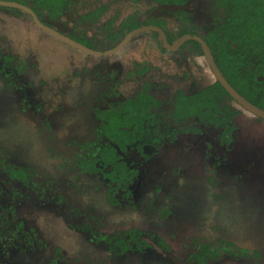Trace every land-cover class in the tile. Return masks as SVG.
Here are the masks:
<instances>
[{
    "label": "rangeland",
    "instance_id": "374dc122",
    "mask_svg": "<svg viewBox=\"0 0 264 264\" xmlns=\"http://www.w3.org/2000/svg\"><path fill=\"white\" fill-rule=\"evenodd\" d=\"M147 4V0H93L80 12L105 5L96 23L90 20L75 26V19L63 16L54 27L67 31L74 26L77 34L98 45L104 23L111 19L118 25L138 16L148 8ZM191 5L198 7L193 12L194 25L208 21L206 8L211 0H189L185 6ZM199 8L202 9L198 11ZM158 18L166 21L176 42L179 35L173 31L178 29V17L163 14ZM157 37L161 36L148 29L138 31L127 45L103 58L42 29L24 12L0 10V53L12 55L21 68L17 78L12 77L11 81L17 84L13 88L8 86L10 80L2 74L5 64H1L0 191L6 198L8 191L20 188L10 181L6 165L29 166L37 175V182L51 180L52 187L63 194L67 203L63 207L57 202H15L16 219H23L28 228L34 227L35 235L40 231V239L32 234L36 254L40 249V264H48L52 258L56 264H178L164 252L166 245L170 255L183 261L191 256L206 264H264V216L260 212L264 169L255 173L256 168L252 167L260 158L264 164V120L257 121L247 112L234 117L231 121L236 136L230 148L219 140L221 131L214 128L165 141L148 161L140 155L128 156L133 161L141 159V163L136 161L138 180L125 197L121 191L103 195L107 182L93 175L84 176L75 165L73 143H82L90 133L88 106L100 103L98 92L115 85V99L125 98L135 95L143 82L161 80L159 84L168 90L163 92L169 94L185 87L192 77L197 84L207 85L213 80V72L202 56L192 60L187 57L193 64L188 59L178 63L168 55L161 57L158 46H154ZM185 70L188 76L183 75ZM230 153L234 159L246 154L247 162L243 168H234L232 172L241 176L224 183L226 193L221 190L215 195L219 184L212 185L208 173L218 158L228 160ZM230 166L227 162L215 166L217 181L228 174ZM5 198L3 203L7 206L11 198ZM115 198L118 202H114ZM68 202L79 211L78 215L70 216ZM81 224L104 233L138 228L150 246L146 252L117 257L89 232L76 227ZM225 241L247 252L227 251L233 253H214L208 258L193 254L200 244L214 247Z\"/></svg>",
    "mask_w": 264,
    "mask_h": 264
},
{
    "label": "trees",
    "instance_id": "16d2710c",
    "mask_svg": "<svg viewBox=\"0 0 264 264\" xmlns=\"http://www.w3.org/2000/svg\"><path fill=\"white\" fill-rule=\"evenodd\" d=\"M8 1L14 5L0 4V10H10L16 14L24 12L29 16H37L41 22L50 29H55L68 37L74 39L84 47L97 50L110 49L126 36L128 32L136 28H149L152 25L161 29L168 40L173 39V34L165 26L166 21L151 17L144 20L138 15L123 20L120 24L114 25L113 20L104 23L100 30L103 39L100 44H94V40L85 38L82 34H77L76 28L72 26L68 30L56 29L54 25L63 16L71 20L75 19V26H82L90 20L96 23L99 16L105 11V5H100L94 10L80 12L85 6L91 4L93 0H1ZM140 1V0H131ZM147 13L158 4H185L188 0H147ZM152 5H149V3ZM20 6L28 8L31 12L23 10ZM198 7L179 9L177 11H161L159 15H176L178 18L177 35L186 36L187 40L177 50H167L160 46L162 52H190L192 54H205V50L194 36L202 38L212 60L227 82L235 88L240 96L249 102L264 109V0H211L209 11L206 13L208 21L203 24L194 25L193 12ZM202 8H199L200 11ZM67 20L63 22L66 26ZM187 23V25H181ZM89 26V25H88ZM176 28V26H175ZM201 29V30H200ZM157 33V34H158ZM14 68L21 70L19 65ZM224 95H228L221 81L216 78L209 84L195 88L188 95L180 98L176 102L175 110L182 111L181 115H193L205 112L215 124L225 121L226 118L219 117V100H224ZM116 104L108 108H97L94 113L96 121L97 138L87 142L80 153L77 165L81 171L97 172L105 177L114 180L126 178L125 161L123 153L130 148L136 147L142 152V147L147 143H156L163 137L165 125L159 122V116L165 115L163 102L158 101L146 90L137 94L136 97L119 99ZM213 107V108H211ZM182 109V110H181ZM179 115V114H178ZM224 119V120H223ZM105 138H104V137ZM125 172V173H124ZM124 175H123V174ZM128 174V173H127ZM31 172L29 179H31ZM135 233H131L127 238L125 235H115L106 237L109 249L116 254L123 250V247L139 248L147 243ZM218 254L217 249L209 243L201 244L200 252L205 257ZM189 261H195L189 257ZM193 263V262H192ZM195 264V263H194Z\"/></svg>",
    "mask_w": 264,
    "mask_h": 264
},
{
    "label": "flooded vegetation",
    "instance_id": "af4514ba",
    "mask_svg": "<svg viewBox=\"0 0 264 264\" xmlns=\"http://www.w3.org/2000/svg\"><path fill=\"white\" fill-rule=\"evenodd\" d=\"M170 4H174V3H170ZM159 5H162V4L156 5L154 8H152L147 13H142V12H146L145 10L140 11L139 12L140 17L144 20H147L151 17L159 16L161 11L164 9H160L156 12H153ZM166 5H168V4H166ZM175 5H181L182 7L178 8L176 10H164V11L165 12L177 11L179 9L188 8V6H189V5L185 6V5H187V3L175 4ZM31 17L33 18V16H31ZM35 17L41 22V20L37 16H35ZM152 26H153L152 29L144 27V28H136V29L131 30L130 32H128L126 34V36L121 40V42H119L118 44H116V46H114L110 49H107V50H97V49L85 47V48L93 51V52H86V53L100 55L103 58H107L109 55H111L114 52V50H117L120 47L127 45L129 43V41L132 39V37L135 35V33H137L138 31H143V30L148 29V30L153 31L154 34H157L158 32L156 33L155 31L156 30L158 31V27L157 26L155 27L154 25H152ZM55 31H57V30H55ZM57 32L68 37L67 35H65L59 31H57ZM157 35H159L161 37L160 38L157 37V41L155 42L154 46H156V47L158 46L157 49L160 50L159 52H160L161 57L168 55L170 58L174 59L176 62L179 63L184 59H188L187 57H190L192 60L193 57H195V56H202L204 58V60L206 61L207 66L212 71L209 60H208L206 54H204V53L203 54H192L188 51L180 52V53L179 52L167 53V52L161 51L160 46H164L167 50L179 49L187 39L175 47H167V44L173 45L174 43L179 41L183 35L179 36L178 40L176 42L174 39L169 41L161 29L159 30V33ZM197 37L200 38L199 36H197ZM68 38H70V37H68ZM70 39L75 41L72 38H70ZM200 39H202V38H200ZM75 42H77V41H75ZM98 42L100 44V40ZM121 43H122V45L117 48V46L120 45ZM210 57H211V55H210ZM0 59H1L0 70H1V66H3L1 64L4 63L5 69L2 72V74H4L6 79H9L10 80L9 82L12 83V84L9 83L8 86L14 88L15 87L14 85H17L15 83L16 81L14 82L11 80H12V77L17 78V75H18L17 73L19 72L18 70H16L14 68V62H13L14 58L12 57V55L3 56L0 53ZM188 60H190V59H188ZM191 60H190V63L193 64L191 62ZM211 60H212V57H211ZM197 66H198V64L196 65V67ZM7 68L10 69L9 72H6ZM187 69H190V67ZM108 72L110 73V71H108ZM0 74H1V71H0ZM14 74L16 76H14ZM109 75L112 76V74H109ZM183 75L188 76L189 72H187L185 70ZM115 76L116 75L113 74V77H115ZM192 78H193V80L191 79V81L189 80L187 83H185V85H186L185 87L173 89L172 92H170L169 94L167 92L166 93L163 92V91H168V90L166 87H164L165 85L159 84V82L161 80L158 82L153 80V83L146 81V82H143L142 84H140L141 87H138L140 89L133 96L136 97L139 92L146 90L152 96H154L158 101L163 102V107H164V109H167V110L165 111V115L159 116V118H160L159 122L161 121V123L163 124V128L165 125V129H164L163 137L160 139V141H158L154 144H152V143L144 144L142 147V152L140 150H138L136 147H133V148H130L128 152L123 153V159H124L125 165L127 167L126 169H128V172H127L128 174L124 172L126 174L125 175L126 178L124 179V177H123L122 181L114 180L113 178H109V177H105V176H103L102 173L99 174L97 172L81 171L79 166L77 165L78 160H80L79 155L83 151L82 150L83 147H85L87 142L97 138L96 121L94 119L95 118L94 117L95 110L97 108H102V109L108 108L112 104H116L117 100H119V99L124 100L125 98H128V97H125V98L119 97V99H115L116 94H118L117 92H115V87H114L115 85H111V87H109V89L102 90V91L98 92L97 97L100 98V103H98V105H94V106L89 105L88 106V111H89V115L91 118V125H92L91 129H90V133L86 138H84L82 143L75 141L73 143V147L75 148V153H76L75 165L78 168V170L83 175L84 174L85 175H93L97 178H100V180L103 179L107 182V189L104 191L103 195L104 194L110 195L111 192L114 195L116 194V192H119V194H120V191H121L124 194L122 197H125L127 193H130L131 186H133L138 180L137 178H138L139 169L135 164H136V161L141 163V159L133 161L132 159L129 160L128 156L140 155L141 157L144 158V160L148 161L149 158H151L154 154H156L160 150L159 147L162 144H164L165 141L176 140V138L180 134H185V133L195 134V133H199L201 131L203 132L204 129L213 130L214 128L219 129L221 131L219 133L220 134L219 140H222L223 143L225 142V144L228 145L227 147L230 148V145L236 136L234 133L235 124H234V122L231 121L234 117H236L237 115H240V113L247 112V113H249L250 116L254 117L257 121L264 120V118L254 114L253 112H251L250 110H248L244 106H242L227 90L226 91L228 92V94L230 96L224 95L223 103H222V98L219 100V111L216 113L220 118L221 117L223 118V116L226 118V120L224 122L221 121L219 124H215V122L211 120V119H215V118L207 116V114L205 112L195 113L191 116H189V115L182 116L181 115L182 111L175 110L176 102L180 98H183L186 95H188L192 90L199 87L200 85L205 86V84H203L201 82H199L197 84V80H195L194 77H192ZM216 78L217 77L213 73V80L212 81H214ZM233 89L235 90V88H233ZM105 94L107 96H105ZM160 94H161V96H160ZM106 97H108V99ZM129 97H132V96H129ZM241 97H243V96H241ZM251 104H253V103H251ZM253 105L256 106L255 104H253ZM256 107L264 111L263 108H260L258 106H256ZM26 108H28V107L26 106ZM211 108H213V107H211ZM29 116L33 118V116L30 113H29ZM226 141H228V143H226ZM207 145L209 146V143H207ZM229 148H226L224 150L225 154L228 153ZM227 157H228V160H226L225 158L219 160V158H218L217 159L218 163L217 164L215 163L216 165H220V164L224 165V163L227 162L231 165L229 169L227 168L228 174L225 173L226 176L223 179L217 181V177H216L217 171H216V167H215L216 165L214 166L215 168L213 167V170L211 169L212 172L208 173L209 174L208 178L212 182L211 184L212 185L219 184V186L216 187V189L214 190L215 195H218L219 193H221V190H223V192L226 193L227 186H225L224 183H226V181L228 179L232 180L233 177L238 175V173L232 172L234 170V168L236 166H241L243 168V165H245V163L247 162L246 154L240 155V158L234 159L233 158L234 154L230 153L227 155ZM241 159H242L243 163H241L242 162ZM0 161H2V160L0 159ZM262 161L263 160L260 158V159L256 160L257 163L252 164V167L255 166V168H256L255 173H258L260 170L264 169V164H262ZM5 167L7 169L6 170L7 173H9L10 181L13 184L18 185L20 188H15L17 190L11 189L10 191H8L9 193H7V194H9V196L6 198L3 196L2 192L0 191V264H40V256H39L40 249L38 250V253H37L38 259H36L35 256H37V254H36V250H35L36 249L35 243L33 241V236L35 235L36 229H34V227L28 228L23 219H20V220L16 219L15 202L17 199H18V201L19 200H21V201L28 200V202L32 201L31 202L32 204H34V203L46 204L49 202H57L58 204H61L64 207V205L67 204L66 199L63 197V194L60 191H58V189H55L54 187H52V181L51 180L42 182L39 179L40 182H37L36 180L38 177L35 174V172H33V169L31 167L22 166V165H20V166L19 165L18 166L17 165H15V166L6 165ZM30 172H31V177H32L31 179H29V173ZM238 176L240 177L241 174H239ZM254 183H256V182H254ZM263 183H264V179L263 180L261 179L260 184L264 188ZM30 195H32L33 198H31ZM225 197L226 196H224V198ZM4 198L5 199L11 198L13 200L10 199L7 206H5L3 203ZM30 199H32V200H30ZM115 199L116 200L114 202H118V200H117L118 198H115ZM13 201H14V203H13ZM70 204L71 203L68 202V205H69L68 211L70 212V216L78 215L79 211H77L76 208H74ZM261 206L262 207L260 209V212L264 216V197H263V202H262ZM213 212H215V210L212 211V213ZM85 216H87V215H85ZM76 227H78L79 230H81V231L89 232L91 234V236L93 237V239H95L99 243H103L106 246V248L108 249V251H110V253L112 255L117 256V257H124L127 254L129 255L130 253H137V254L143 253V252H146L147 248L150 246V244L145 240V233L138 228H130L124 232L116 231V232H112V233H108V232L104 233V232L97 231L94 229L89 230L85 225H82V224L78 225ZM36 233L39 235L40 231L37 230ZM131 233H135L137 235L139 234L141 236V238L147 243V245H144V247H141V249H139V248L135 249L132 247H123V250H121V252L118 254H116L114 251L109 249V246L107 245L106 240H105L106 237H112L115 235H125V237L127 238ZM32 234H34V235H32ZM37 234L35 236L39 237L38 239H40V235L38 236ZM153 237H155L156 241L160 240V237H158V236H153ZM236 247L237 246L233 242H228V241L221 243V245L214 246V248L217 249V251H218V254H217L218 256L219 255L224 256L223 255L224 253H233L235 251H241V253L247 252V251L243 250V248H241V247H237V248ZM200 249H201V244L199 246H197V250L195 253H197V252L199 253ZM227 251H233V252H227ZM164 252H166V254L168 256H170V258H171L170 260L176 261L178 264H194V263L197 264V262H195V261H192V260L189 261L188 260L189 258L186 259V261H183V260H180L179 258H177L175 256L170 255L171 252L169 250V246H167V245L165 246ZM195 253H193V254H195ZM56 261H57L56 259L52 258V259H50V262L48 264H56L55 263ZM200 264H206V261H202ZM257 264H260V263H257Z\"/></svg>",
    "mask_w": 264,
    "mask_h": 264
},
{
    "label": "water",
    "instance_id": "95a60500",
    "mask_svg": "<svg viewBox=\"0 0 264 264\" xmlns=\"http://www.w3.org/2000/svg\"><path fill=\"white\" fill-rule=\"evenodd\" d=\"M0 4L2 5H13V6H17V5H14L13 3L11 2H8V1H1L0 0ZM23 10H26L28 12H31L28 8L24 7V6H20ZM182 7L181 5H175V4H162V5H159L153 12H156L160 9H164V10H176L178 8ZM33 16V19L35 21V23L41 27L42 29L58 36L59 38H61L62 40L70 43V44H74L75 46H78L79 48L83 49L84 51L86 52H93L85 47H83L81 44L71 40L70 38L58 33L57 31L53 30V29H50L46 26H44L34 15ZM187 37L185 36H182L180 38L179 41H177L176 43H174L173 45H168L167 44V47H175L177 45H179L181 42H183L184 40H186ZM194 39L198 40L199 42H201L204 50H205V54L209 60V63L211 65V68H212V71L213 73L215 74V76L221 81V83L223 84V86L225 87V89L242 105L244 106L246 109L250 110L251 112H253L254 114L264 118V111L257 108L256 106H254L253 104H251L250 102H248L247 100H245L243 97H241L232 87L231 85H229V83L225 80V78L222 76V74L220 73V71L217 69V67L215 66V64L213 63V61L211 60V57H210V54H209V51L206 47V45L202 42V40L200 38H198L197 36H194ZM166 43V42H165ZM122 43L120 45L117 46V48L119 46H121ZM116 49V48H115Z\"/></svg>",
    "mask_w": 264,
    "mask_h": 264
}]
</instances>
